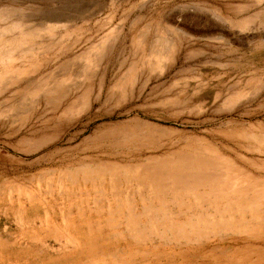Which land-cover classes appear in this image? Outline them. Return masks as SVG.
<instances>
[{"label": "rangeland", "instance_id": "1", "mask_svg": "<svg viewBox=\"0 0 264 264\" xmlns=\"http://www.w3.org/2000/svg\"><path fill=\"white\" fill-rule=\"evenodd\" d=\"M0 264H264V0H0Z\"/></svg>", "mask_w": 264, "mask_h": 264}, {"label": "bare ground", "instance_id": "2", "mask_svg": "<svg viewBox=\"0 0 264 264\" xmlns=\"http://www.w3.org/2000/svg\"><path fill=\"white\" fill-rule=\"evenodd\" d=\"M60 20V19H59ZM207 30V29H203ZM209 39V37H207ZM211 38V37H210ZM215 38L216 37H212ZM213 39V40H215ZM222 39V37H221ZM211 40V39H210ZM100 52V51H99ZM167 57V56H166ZM89 58V57H88ZM98 58V57H97ZM161 58V57H160ZM167 59V58H166ZM92 60V59H91ZM96 61V59H94ZM98 60V59H97ZM91 62V61H90ZM94 62V61H93ZM91 62V64L93 63ZM95 63V62H94ZM61 86V85H60ZM59 87V85H58ZM54 90V89H53ZM50 92V91H49ZM50 95V94H49ZM59 92L54 96L55 98H60ZM46 100V99H45ZM58 102V101H57ZM53 139V138H52ZM45 143V142H44ZM6 160L10 161L11 159L9 157H5ZM210 165V162L206 161V159H202V161L198 160H192L191 162H188L184 165L179 164L176 167L173 166H164L163 168H156L152 169L149 176V180L153 181L155 183L161 184L162 181H165V179H169L170 183H172L175 186H185L189 187L190 185H197L198 183H202L205 181H209L211 176L207 173H203L206 170V166ZM5 168V167H4ZM208 170V169H207ZM85 171V170H84ZM96 173V172H95ZM144 173V172H143ZM99 174V173H98ZM97 174V175H98ZM96 175V176H97ZM131 175V174H130ZM146 175V174H145ZM144 175V176H145ZM137 176V174H136ZM135 176V177H136ZM143 176V175H141ZM114 177H116L114 175ZM130 177V176H129ZM138 177V176H137ZM103 178V177H102ZM131 178V177H130ZM143 179V178H141ZM128 180V179H127ZM138 180V178H137ZM141 181V180H140ZM169 183V184H170ZM158 184V185H159ZM238 185V183H237ZM157 187V185H155ZM138 188V187H137ZM171 188V187H170ZM125 189V188H124ZM151 189V188H150ZM220 189V188H219ZM117 190V189H116ZM158 190V189H157ZM172 190V189H171ZM180 190V189H179ZM155 191V190H154ZM220 192V191H218ZM222 192V191H221ZM226 192V191H225ZM19 193V191H18ZM53 194V193H52ZM67 194V193H66ZM86 194V193H85ZM126 194V193H125ZM128 194V193H127ZM148 194V193H147ZM153 194V193H152ZM155 194V193H154ZM19 195V194H18ZM25 195V194H24ZM20 197V196H19ZM28 200V197H27ZM232 200V199H231ZM39 208V207H38ZM237 208V207H235ZM224 215V214H223ZM231 218V217H230ZM219 219V218H218ZM18 223V222H17ZM131 228V227H128ZM72 244V243H71Z\"/></svg>", "mask_w": 264, "mask_h": 264}]
</instances>
